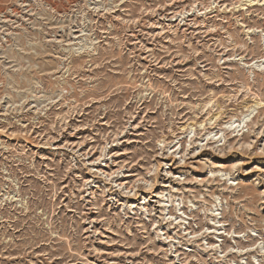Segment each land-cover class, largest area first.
<instances>
[{"label": "rangeland", "instance_id": "1", "mask_svg": "<svg viewBox=\"0 0 264 264\" xmlns=\"http://www.w3.org/2000/svg\"><path fill=\"white\" fill-rule=\"evenodd\" d=\"M247 1L0 0V264H264Z\"/></svg>", "mask_w": 264, "mask_h": 264}, {"label": "bare ground", "instance_id": "2", "mask_svg": "<svg viewBox=\"0 0 264 264\" xmlns=\"http://www.w3.org/2000/svg\"><path fill=\"white\" fill-rule=\"evenodd\" d=\"M248 5H250L251 3H252V0L250 1V0H248L247 2H246ZM3 21V20H2ZM250 67H253V66H250ZM20 91V90H19ZM23 101V100H22ZM20 104V103H19ZM260 105V104H259ZM241 123L242 122H239V126L241 125ZM214 125V124H213ZM212 125V126H213ZM228 125H230V127L229 128H231L232 126H233V124H228ZM238 126V127H239ZM227 128V127H226ZM225 128V129H226ZM208 135H210V134H208ZM163 215V221H166V225L168 224V226H170V228L169 229H172L171 228V226L173 227V230H178L177 231V233H180L181 231H182V229H181V227H182V225H185V223L183 222L184 220L183 219H180L179 221H177V217L176 218H168V220H166V214H162ZM208 216H210L211 218H212V220H211V226H212V228H214L213 230H212V232L211 233H209V234H212V235H215V236H218V235H221V233H220V228L222 227L221 225H220V220H218V221H216L218 218H217V215H215L214 213H209L208 214ZM168 229V230H169ZM183 231H186V228L183 230ZM179 235V234H178ZM189 235H190V233H189ZM252 236V235H251ZM185 237V236H184ZM176 238H178L179 240H181V241H185V240H183V239H181L180 237H176ZM193 238H195V237H193ZM236 238H239V237H237L236 236ZM169 242H172V241H169ZM185 242H189V241H185ZM173 244H174V242H172ZM263 249V248H262ZM261 249V250H262ZM210 251H214L215 253H217V251H216V249H210L209 250V252ZM229 254H235V255H242L243 253H241V252H239V251H237V252H228L226 255H229ZM264 254V252L263 253H261V255L262 256H264L263 255ZM261 256V257H262ZM226 256H224V257H221L222 258V260H224V258H225Z\"/></svg>", "mask_w": 264, "mask_h": 264}]
</instances>
